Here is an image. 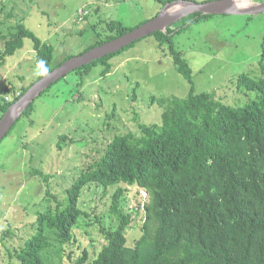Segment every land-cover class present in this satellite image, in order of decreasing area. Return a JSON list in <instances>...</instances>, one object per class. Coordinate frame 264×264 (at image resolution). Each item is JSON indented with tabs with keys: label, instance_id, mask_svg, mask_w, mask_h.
<instances>
[{
	"label": "trees",
	"instance_id": "trees-1",
	"mask_svg": "<svg viewBox=\"0 0 264 264\" xmlns=\"http://www.w3.org/2000/svg\"><path fill=\"white\" fill-rule=\"evenodd\" d=\"M173 1L158 0L162 7ZM83 17H77V22ZM209 17L194 14L182 19L179 28L178 22L164 33L151 35L160 48L167 47L176 71L190 85L185 98H152L160 109L158 124L139 125L138 135L114 137L101 157L66 190L65 202L50 190L41 171L32 172L47 184L46 209L36 215L32 233L13 252L19 264H264V52L259 77L241 73L231 81L238 91L251 95L243 106L226 105L216 93L195 94L191 68L174 47L173 37ZM10 29L8 35L0 32V67L23 48L26 39L32 42L34 65L43 70L35 82L75 57L67 56L52 67V46L23 24ZM133 29L117 21L106 22L105 35L98 34L78 55ZM135 43L72 73L82 81L98 67L105 77L112 69L110 61ZM35 82L17 97V91L0 90L7 97L1 99L0 118ZM32 107L33 102L19 117L30 114ZM74 143L60 136L57 149L61 152L62 145ZM91 184L104 192L112 189L108 213L117 226L111 231L102 229L106 244L94 258L86 249L74 258L70 246L80 245L74 239L75 226L81 217H88L79 201ZM132 188L147 196L127 212ZM137 218L143 219L141 235L133 247H127L125 231L138 228Z\"/></svg>",
	"mask_w": 264,
	"mask_h": 264
},
{
	"label": "rangeland",
	"instance_id": "rangeland-1",
	"mask_svg": "<svg viewBox=\"0 0 264 264\" xmlns=\"http://www.w3.org/2000/svg\"><path fill=\"white\" fill-rule=\"evenodd\" d=\"M164 7L158 0H0V32L8 35L11 27L23 24L53 47L51 66L55 67L67 56H78L98 39V34L104 36L106 22L117 21L133 29ZM77 17L83 19L77 22ZM180 26L181 21L177 28ZM173 45L191 68L195 94L216 93L224 104L241 107L251 95L238 91L231 81L241 73L261 75L264 13L211 16L176 34ZM31 56L32 42L26 39L23 48L0 67V90L18 94L35 82L43 70L34 65ZM110 62L112 69L105 77L96 67L82 81L70 73L52 84L34 98L32 112L19 117L1 140L0 264H19L13 252L32 233L36 215L46 209L43 200L47 184L33 176V171H41L50 190L65 202L66 190L82 170L101 157L114 137L138 135L139 125L160 122V109L152 98H185L190 92L167 47L160 48L153 36L136 42ZM3 97L7 100L0 91V101ZM60 136L75 143L62 145L60 152ZM111 192L95 184L83 190L79 206L88 217H81L75 226L74 239L80 245L70 246L74 258L83 249L94 258L106 244L102 229L116 228L117 222L108 213ZM128 196L127 212L147 195L132 188ZM135 222L138 228L125 231L127 247H133L141 235L143 219Z\"/></svg>",
	"mask_w": 264,
	"mask_h": 264
},
{
	"label": "water",
	"instance_id": "water-1",
	"mask_svg": "<svg viewBox=\"0 0 264 264\" xmlns=\"http://www.w3.org/2000/svg\"><path fill=\"white\" fill-rule=\"evenodd\" d=\"M247 1L248 4L242 5L239 0H210L202 3L188 0H176L167 3L156 17L126 34L94 47L81 55L70 58L36 81L15 104L8 108L0 119V142L6 136L18 117L33 102L34 98L64 76L110 54L120 52L133 43L149 37L154 33H164L168 28L182 19L194 14L202 16H257L264 13V0L261 2L260 0L258 2H254L255 0Z\"/></svg>",
	"mask_w": 264,
	"mask_h": 264
},
{
	"label": "bare ground",
	"instance_id": "bare-ground-1",
	"mask_svg": "<svg viewBox=\"0 0 264 264\" xmlns=\"http://www.w3.org/2000/svg\"><path fill=\"white\" fill-rule=\"evenodd\" d=\"M239 2H240L242 5L248 4V1H247V0H239Z\"/></svg>",
	"mask_w": 264,
	"mask_h": 264
},
{
	"label": "built area",
	"instance_id": "built-area-1",
	"mask_svg": "<svg viewBox=\"0 0 264 264\" xmlns=\"http://www.w3.org/2000/svg\"><path fill=\"white\" fill-rule=\"evenodd\" d=\"M80 13H82V12L80 11ZM82 15H83V14H82ZM17 96H19V93H18V94H16V97H17Z\"/></svg>",
	"mask_w": 264,
	"mask_h": 264
},
{
	"label": "flooded vegetation",
	"instance_id": "flooded-vegetation-1",
	"mask_svg": "<svg viewBox=\"0 0 264 264\" xmlns=\"http://www.w3.org/2000/svg\"><path fill=\"white\" fill-rule=\"evenodd\" d=\"M263 1V0H260V2Z\"/></svg>",
	"mask_w": 264,
	"mask_h": 264
}]
</instances>
